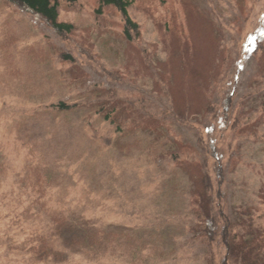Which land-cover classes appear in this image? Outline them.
Masks as SVG:
<instances>
[{
	"label": "rangeland",
	"instance_id": "obj_1",
	"mask_svg": "<svg viewBox=\"0 0 264 264\" xmlns=\"http://www.w3.org/2000/svg\"><path fill=\"white\" fill-rule=\"evenodd\" d=\"M58 4L68 34L0 0V264H264V0H132V40L113 6ZM28 210L95 223L99 251L26 255Z\"/></svg>",
	"mask_w": 264,
	"mask_h": 264
},
{
	"label": "trees",
	"instance_id": "obj_2",
	"mask_svg": "<svg viewBox=\"0 0 264 264\" xmlns=\"http://www.w3.org/2000/svg\"><path fill=\"white\" fill-rule=\"evenodd\" d=\"M10 3L16 4L17 6L21 7L23 10L33 14L34 16L40 18L44 22H46L53 30H55L56 33L62 35V34H68L74 29V25L71 22H65L59 20V4L58 0H7ZM68 3H75L78 0H65ZM113 6L115 7L119 13L122 16L123 22H124V34L126 38L129 40H132L134 31L138 30V24L133 21V19L129 15V7L132 5V0H99V7L96 9L98 13L102 11V8L104 6ZM57 110L59 112H67L73 106L68 105L66 103H60L56 106ZM211 189V186H210ZM35 194V192H34ZM61 211H50L46 212L45 216H52L53 220L50 221L47 225L41 227L39 225H32L27 227L25 229V221L22 220V218H25L27 220L36 221V218L40 215L38 212H30L29 210L27 212L18 213L15 211V213L10 215V220L12 224H6L5 228V240L6 242H9L8 238V227L10 230H16L17 235L26 234L23 241L20 242V250L24 251L26 255H29L31 257L37 256V254L43 250V246H47L48 251L54 252V254H58L61 252H67L70 249L73 248V235L76 233H79L81 236V239H84L82 247H78L77 250H87V251H99V248L102 244V241L99 239L101 236V230H97L95 223H91L87 220H82L78 217L72 216L73 222L70 223H64L62 220ZM207 223L205 229L208 230V235L212 237L214 233V229L217 228L215 224V220L212 217H207ZM14 225H18L15 229L13 228ZM71 227V228H70ZM76 227V228H72ZM46 228H49L48 231ZM69 228L74 231L72 234H70L68 237V234H65L68 232V230L63 231V229ZM96 237V238H95ZM8 238V239H7ZM226 246L231 249V252L233 250L232 244L234 247V242H231V244L225 243ZM7 250L11 249V245H7ZM246 247H243L244 250ZM73 250V249H72ZM227 258V257H226ZM254 261V260H253Z\"/></svg>",
	"mask_w": 264,
	"mask_h": 264
}]
</instances>
